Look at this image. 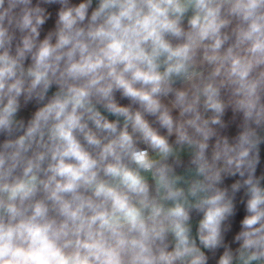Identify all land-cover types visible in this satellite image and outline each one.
I'll return each mask as SVG.
<instances>
[{"label":"clouds","instance_id":"9594fccd","mask_svg":"<svg viewBox=\"0 0 264 264\" xmlns=\"http://www.w3.org/2000/svg\"><path fill=\"white\" fill-rule=\"evenodd\" d=\"M0 264H264V0H0Z\"/></svg>","mask_w":264,"mask_h":264}]
</instances>
